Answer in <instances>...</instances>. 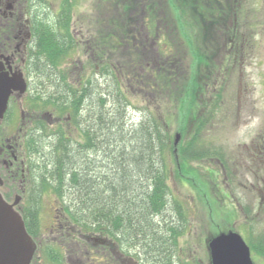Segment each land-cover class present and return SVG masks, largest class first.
Returning a JSON list of instances; mask_svg holds the SVG:
<instances>
[{
  "label": "trees",
  "instance_id": "trees-1",
  "mask_svg": "<svg viewBox=\"0 0 264 264\" xmlns=\"http://www.w3.org/2000/svg\"><path fill=\"white\" fill-rule=\"evenodd\" d=\"M27 1L28 14L35 15L31 21L38 52V58L29 66V74L45 90L38 92L42 107L52 106L57 114L68 115L72 126L64 124L49 135L46 127L40 128L45 131L39 134L40 193L49 192L60 199L69 190L77 206L89 214L85 219L66 209L64 212L70 213L74 223L110 239L114 225L120 224L123 239H136L145 248L149 245L160 264H170L165 243H169L166 235L173 219L161 208L170 204L167 180L173 160L170 151L168 161L167 152L173 140L172 121L182 136L178 147L181 170L177 173L191 176L200 189H208V180H217L216 172L206 170L211 176L204 183L200 181V171H194L189 160L201 162L217 156L215 151L204 149L202 141L216 117L219 99L201 102L198 95L201 93L200 68L207 67L214 57V52L206 48V41L210 40L203 31L211 17L222 14H217L221 3L214 7L216 0H165L169 16L159 22L153 16L145 17L146 21L142 22L143 47H133L130 26L106 22L104 32L100 29L102 20L95 18V24L86 29L88 38L92 36L89 40L92 45L85 49L74 42V34L70 32V22L77 13L74 0H58L60 13L52 23L39 17L38 0ZM197 1L201 4H196ZM122 2L126 7L129 0H99V12H108ZM83 21L80 16V25ZM212 23L211 20L209 24ZM153 37L151 41L156 45L146 47ZM122 46H128L131 54L126 64L114 61ZM73 54L78 61L86 55L88 61L82 62L81 73L78 69L79 82L67 90L64 73L70 65L65 69L64 64ZM183 64H188L187 73ZM167 69L183 75L169 76ZM104 89L107 91L102 94ZM129 97L142 102L141 108L134 107L142 110L137 124L131 123L129 106L135 104ZM85 98L89 102L85 103L84 125ZM201 103L208 111L199 115L203 110ZM93 152L104 157L99 170L91 158ZM214 187L217 191L216 182ZM31 216L30 221L36 218V214Z\"/></svg>",
  "mask_w": 264,
  "mask_h": 264
},
{
  "label": "rangeland",
  "instance_id": "rangeland-1",
  "mask_svg": "<svg viewBox=\"0 0 264 264\" xmlns=\"http://www.w3.org/2000/svg\"><path fill=\"white\" fill-rule=\"evenodd\" d=\"M9 1H11L16 12L17 9L23 6V3L21 4L23 0H7L6 4H9ZM38 1L40 6L37 9V13L42 18L41 20L46 23L55 21L57 19L56 16L60 13L59 1ZM216 1L222 5L217 14L221 12L222 14L216 18H210L209 22L212 20V25L205 21L207 25L203 31L204 35L210 40V42L206 41V48L214 52V57L207 67L201 66L200 68L199 84L201 86V93L198 97L200 96L199 101L202 102V100L209 101L213 92H220L222 95L219 102L220 108L217 119L213 122L209 131L204 134L205 138L202 141V147L208 151H216L217 153L219 151V154L224 155V159L219 157L218 154L217 156H213L212 159V163L220 166L223 171L219 169L216 172V179L218 181H207L209 186L207 190L203 187L200 189L198 183H193L188 176L182 175L185 181L179 180L175 166L180 162L179 152L173 144L170 146V150L167 152L168 161L171 159V151L175 165L170 166L171 177L168 180V186L171 190L170 193L174 197L173 200H170L174 202L164 205L161 210L164 213L166 211L172 217L173 223H171L168 231L173 236L172 241L176 240L178 244L174 245L170 241L167 248H172L173 250L171 252L173 264H176V259L179 262L181 259L183 260L182 257H190L186 261L183 260L184 264H198V262L200 264H207L208 257H206L205 250L207 243L218 233H221V231L232 230L243 237L251 253L253 263L264 264V256L261 257L254 254L257 251L264 252V169L263 171L259 170V161L258 165H255L254 157L255 151L259 152V148L264 150V0ZM98 2L99 0H74L77 13L73 15L72 22H70V32L74 34V42L80 46H85V49H89L92 45V43H89L92 36L88 38L87 30H90L88 28L89 25L95 24V18L102 20L103 24L100 29L104 30V32L107 29L106 22L130 26L129 28L132 30L131 35L128 36L133 39V47H143L140 39L145 31L142 27V22L146 21L145 17L153 16L159 22L165 16H169L170 13L166 9L165 0H129L126 3V7H124V3L122 2L121 6H113L112 10L103 13L99 12ZM213 6H217V3H214ZM80 16H83V25H80L78 22ZM90 34H92L91 31ZM188 34L191 35L192 33L188 32ZM227 35L232 36L231 40L234 41L233 44H227ZM119 36L122 35L119 34ZM233 36L239 37L240 40ZM151 40L154 41V37L146 43L150 48L154 44L156 45ZM237 44V50L232 49V45L236 46ZM182 51L183 53L186 52L185 46L182 47ZM240 55L243 57L241 58ZM114 57L116 63L122 64L125 62L124 64H126L131 57L129 47H120ZM75 60L76 56L73 54L72 59L64 64L65 69L70 65V69L64 73L67 78V90L79 82L78 69H80L81 73V65L88 61V56H82L79 61L76 60L78 62ZM187 67L188 64H183L185 73L188 72ZM23 73L28 80V89L25 97L30 93V96H28L23 104L24 113L27 112L30 118L26 119L24 116L23 123L30 126L27 121L31 124L32 118L37 124L46 122V132H48V135L58 130L64 124L71 128L72 126H69L70 120L68 115L57 114L52 106L47 107L44 105L42 109H34L27 105V101L32 98V95L40 100L41 96L37 92L42 93L45 90L37 85L39 81L36 80L34 75H31L33 82L32 85L30 84L27 69L23 70ZM166 73L173 77L175 75L179 76V74L183 75L182 72L176 73V70L173 74L172 69H167ZM42 83L45 84V80ZM217 88L219 89L217 90ZM105 90L101 93H105ZM46 95L43 96L46 97ZM129 99L135 104V106H129L131 123L136 122L137 124L142 116V110L136 108H141L142 102L140 100H136L135 102L133 99L136 98L134 97H129ZM44 101L45 99L42 102ZM84 101V104H88L89 102L87 98ZM87 104L82 108V123L84 125L85 106ZM200 106L204 111L207 108L202 103ZM12 125L13 123L8 125V127L10 128ZM3 127L8 129L4 124ZM171 128L174 135L178 134L177 124L173 121ZM11 134L9 133V136ZM32 155L24 147L20 157H30ZM91 158L95 159V162L99 165L96 170H99L104 157L101 154L93 152ZM208 161L205 160L202 163L203 166L210 168L211 162ZM190 163L192 169L202 164L193 160H190ZM31 164L34 163L29 160H26L22 165L14 162L13 166H9L7 169L15 172L17 169H22V166L28 165L29 167ZM99 173H102V171H99ZM32 175L36 176L37 174L33 173V170L32 172L30 171V177L27 178L29 181L27 190H30L33 180ZM10 176L11 180L6 181L4 186L6 193L9 191V188L13 192L10 198L7 199L8 202H12L15 197H21L22 195L19 192L18 176H15L13 180L12 177L14 175L10 173ZM210 176L211 174L207 175L200 172L199 179L204 183ZM215 182L218 185L217 191L214 187ZM224 188L225 193L223 191ZM219 189H221L222 193L219 192ZM38 194L32 203L30 195L25 194L21 199V209L27 213L26 208L30 204L38 209L39 235L45 240V246H47L45 251L48 252L49 248L55 244L62 246L64 253L59 264H73L74 260L79 261L73 255V250L78 254L81 253V255L95 253L97 250H92L91 243L83 239L71 240L63 238L50 229L54 217H61L60 208L70 209L77 217L86 219L89 216V214L77 206L78 202L74 199L72 192L66 193V196L64 198L60 197V199L49 192ZM224 202L228 204L227 208L224 206ZM67 204H70V208H68ZM171 204H175L173 206L177 210L173 211ZM55 209H57V213ZM231 223L233 224L231 225ZM121 227L122 225L118 230L122 234ZM134 241L137 242L136 239ZM77 242L82 243L85 247L83 249L80 248ZM98 248V252H101V248ZM146 248L149 250L147 254L149 257H145L143 261L150 264L154 261L156 255L151 251L152 247L150 248L147 245ZM111 249L112 245H109L104 250L108 252ZM42 253V250L38 252L40 255ZM66 255L68 257H65ZM80 260L82 261L81 264L95 263L93 257H91L90 261H87V258L80 256ZM97 261H101V257H97ZM33 264L48 263L44 257H36L33 260ZM138 264H144L142 258H140Z\"/></svg>",
  "mask_w": 264,
  "mask_h": 264
},
{
  "label": "flooded vegetation",
  "instance_id": "flooded-vegetation-1",
  "mask_svg": "<svg viewBox=\"0 0 264 264\" xmlns=\"http://www.w3.org/2000/svg\"><path fill=\"white\" fill-rule=\"evenodd\" d=\"M7 0H0V81L2 79L9 80L14 86V90L11 91L7 102V109L5 111V115L3 120L0 121V178H2V174L6 172L2 170L3 166H5L8 161L13 156H19L22 154L21 148L23 145V139L26 134L25 129L30 127L33 129H37V123L34 122L32 118L31 124L29 121L27 123L30 126H27L23 123V117L29 119L28 113H24L23 104L24 101L30 96V93L27 97L25 94L28 89V81H24V92H20L21 88H19L18 80L21 82V78H24L23 67L25 65L26 57L34 50V40L31 37L30 32V18L24 14L23 8L17 9L15 11L14 6H12L11 1H9L10 5L6 4ZM232 49L237 50V46H232ZM25 79V78H24ZM23 79V80H24ZM26 83V86H25ZM32 85V83H30ZM38 85V83H37ZM1 89V88H0ZM35 96L32 95V99ZM29 101V99H28ZM27 101V103H28ZM8 117V120H7ZM6 119V121H5ZM13 123L14 125L8 127ZM3 124L8 127H3ZM9 133H12L9 136ZM55 229V228H53ZM227 232V230L225 231ZM219 234V233H218ZM120 236L121 233L118 229L115 231V242L112 245L111 253L112 256H108L109 251H105V247H108L111 244L101 246V252L97 255V257H112V261L110 264H138L140 258H142V262L147 264L143 259L145 257H149L148 249L143 247L141 243L135 242L134 240H130L129 246L130 256H126L121 254L120 252ZM169 243L170 241L177 245V241L173 240V236L169 232L166 235ZM165 245L168 247V243ZM206 257H208L207 264H211L210 255L208 249L206 248ZM172 248H169L168 253L170 254V264H173V257L171 255ZM95 253L85 254L82 257H93ZM34 257H48L43 255H35ZM53 257H62L61 255H55ZM183 260H187L190 257H182ZM136 259L138 261L136 262ZM182 259L180 262L176 259V264H184ZM158 258H154V261L150 264H160ZM102 262V258L101 261ZM197 264V263H196ZM198 264H200L198 262Z\"/></svg>",
  "mask_w": 264,
  "mask_h": 264
},
{
  "label": "water",
  "instance_id": "water-1",
  "mask_svg": "<svg viewBox=\"0 0 264 264\" xmlns=\"http://www.w3.org/2000/svg\"><path fill=\"white\" fill-rule=\"evenodd\" d=\"M209 249L212 264H253L248 247L237 234H221L210 242ZM32 254L33 246L19 217L0 202V264H29Z\"/></svg>",
  "mask_w": 264,
  "mask_h": 264
}]
</instances>
